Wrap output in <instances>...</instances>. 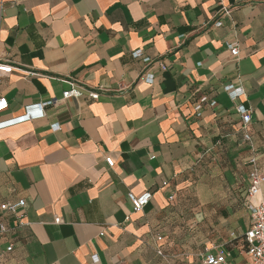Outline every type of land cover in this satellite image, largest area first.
<instances>
[{
	"label": "crops",
	"instance_id": "obj_1",
	"mask_svg": "<svg viewBox=\"0 0 264 264\" xmlns=\"http://www.w3.org/2000/svg\"><path fill=\"white\" fill-rule=\"evenodd\" d=\"M0 64V206L26 202L25 226L3 215L12 232L0 264H168L158 251L170 264L220 251L251 264L264 0H0ZM72 84L81 96L62 102ZM52 100L44 117L4 125ZM144 192L152 201L135 213L128 194Z\"/></svg>",
	"mask_w": 264,
	"mask_h": 264
},
{
	"label": "built area",
	"instance_id": "obj_2",
	"mask_svg": "<svg viewBox=\"0 0 264 264\" xmlns=\"http://www.w3.org/2000/svg\"><path fill=\"white\" fill-rule=\"evenodd\" d=\"M225 12H228L224 9ZM216 26H222L221 22L216 23ZM229 51L231 55L235 58L239 56V47L238 44H233L229 46ZM132 57L134 59H143V62L146 64L151 63V60L145 58L141 51H137L132 53ZM2 65L0 64V67ZM147 82H153L154 76L152 74H146L144 76ZM224 91L232 98L233 100L238 99L243 95L241 90H235L233 86H226ZM81 96V93L75 88V85H71V89L69 91L64 92L63 100L67 101L72 98H78ZM89 97L92 100H98L100 98V94L98 92H91ZM207 98H203L199 101V103L195 107V111L197 116H200V113L203 109L204 104L207 103ZM60 102L56 100H52L49 102H41L38 104L31 105L26 108L25 115L14 118L7 122L4 125H17L23 123L25 121H30L34 118L33 111H35L39 117L45 116V109L47 107H57ZM9 108L8 100L0 96V113L5 112ZM238 113L241 115L242 126L244 132H246L248 125L251 122V112L244 105H239L237 107ZM53 132L59 131L60 126L53 125L51 126ZM245 140L250 141V136L245 134ZM106 163L109 167L114 166V160L111 157L106 158ZM252 171L249 174V204L248 208L251 213L252 225L250 230L246 233L245 239L247 242V253L251 258V264H264V196L262 195V187L264 186V174H262L257 165V160L254 158L251 160ZM153 194L151 192H144L141 195H135L133 193L128 194V199L132 204L133 211L135 213L142 212L152 201ZM26 208V202L24 200H20L16 203H5L0 206V249L2 244L7 241L8 235L12 232V228L9 227L6 219L3 218V215L8 214L12 216V220L15 223V229L21 228L25 226L24 222V214L22 211ZM160 240V239H158ZM13 246L10 245L7 248V252H11ZM158 255L161 256L164 260L170 264V260L167 256L163 255L161 251H158ZM227 256L224 252L220 251L216 255L206 254L203 256L200 264H227Z\"/></svg>",
	"mask_w": 264,
	"mask_h": 264
}]
</instances>
